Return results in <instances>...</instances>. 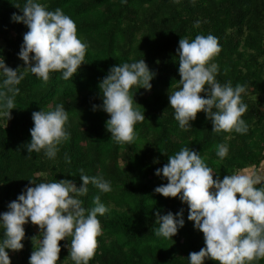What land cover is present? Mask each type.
<instances>
[{
    "label": "trees",
    "instance_id": "obj_1",
    "mask_svg": "<svg viewBox=\"0 0 264 264\" xmlns=\"http://www.w3.org/2000/svg\"><path fill=\"white\" fill-rule=\"evenodd\" d=\"M35 2L48 11L60 8L69 16L87 49L83 64L68 80L62 78V72L50 73L46 82L30 72L25 74L16 85L19 94L14 98L11 119L3 115L4 101L0 99V213L8 211V205L27 187L34 186L31 182L69 180L79 188L81 174L100 176L110 183V192L104 193L90 183L87 194L78 197L86 212L95 207L96 196L108 209L97 217L101 234L89 264H190L189 254L205 247L203 234L188 220V206L179 198L155 193L156 187L167 184L155 173L182 148L197 152L213 170L214 179L250 168L257 172L264 164V0ZM25 3L0 0V56L9 68L21 69L22 73L26 65L19 52L28 28L14 22L12 16L23 15ZM209 34L218 38L221 49L210 61L218 65L216 80L221 85L231 82L233 87L239 84L246 88L241 94L247 105L241 117L248 126L246 134L213 132L204 112L198 113L187 129H181L174 118L168 97L180 86L179 40L192 41L197 35ZM143 59L155 73L151 90L135 86L130 94L145 120L136 123L132 143L120 144L106 130L110 117L102 110L98 85L110 68ZM4 79L0 74V91L4 90ZM57 105H63L68 113L65 130L69 139L57 146L55 158H48L44 150L28 154L25 145L31 141L32 113L54 110ZM219 144L228 147L223 159L217 156ZM181 210L184 226L177 234L172 238L157 236L156 213L176 216ZM24 229L23 249H6L7 254L15 255V264H29L34 250L32 238L40 236V229L28 223ZM3 237L0 226V240ZM70 240L59 243L58 264H74L68 258ZM204 264L219 262L205 258ZM252 264H264V259Z\"/></svg>",
    "mask_w": 264,
    "mask_h": 264
},
{
    "label": "clouds",
    "instance_id": "obj_2",
    "mask_svg": "<svg viewBox=\"0 0 264 264\" xmlns=\"http://www.w3.org/2000/svg\"><path fill=\"white\" fill-rule=\"evenodd\" d=\"M21 11L23 15L13 14L12 20L28 28L19 52V59L26 65L23 73L21 69L9 68L0 56V74L5 77L0 99L4 101L3 115L8 119L15 108L14 98L19 94L16 85L25 74L30 72L46 82L50 73L62 72V78L68 80L83 64L87 49L78 38L75 22L60 8L48 11L41 3L26 0ZM199 26L197 21L195 27ZM220 51L218 38L211 34L197 35L192 41L180 38L177 48L180 86L168 98L181 129L189 128L190 121L204 112L212 122L213 132L247 133L248 126L241 119L247 112V105L241 100L246 88L239 84L233 87L231 82L221 85L216 80L218 65L210 63ZM154 76L143 59L110 68L99 83L102 110L110 117L106 130L115 142L132 143L136 139L135 125L143 122L145 115L134 107L130 92L135 86L150 91ZM32 119L31 141L25 145L28 154L44 150L48 158H55L57 146L69 139L65 130L67 111L63 105H57L54 110L33 112ZM227 153L225 144L217 146L218 157L223 159ZM65 159L70 162L67 156ZM155 175L167 180V184L155 188V193L165 198H179L188 206V220L203 234L205 247L189 254L190 264H204L205 258L219 264H252L264 259V186L257 187L264 185V170L245 169L222 180L214 179L213 170L197 152L182 148L168 157V162ZM80 179L79 188L69 180L31 182L34 186L27 187L8 205V211L0 213V226L4 229L0 264H11L6 249L14 252L23 249L24 225L29 220L40 229L39 239L32 238L34 250L29 264H58L59 243L69 237L68 258L74 264H89L101 234L97 217L108 209L96 196L95 207L86 212L78 197L87 194L90 183L104 193L112 189L100 176L81 174ZM156 217L157 236L172 238L184 226L183 210L176 216L171 212L166 215L157 212Z\"/></svg>",
    "mask_w": 264,
    "mask_h": 264
},
{
    "label": "rangeland",
    "instance_id": "obj_3",
    "mask_svg": "<svg viewBox=\"0 0 264 264\" xmlns=\"http://www.w3.org/2000/svg\"><path fill=\"white\" fill-rule=\"evenodd\" d=\"M262 167L264 168V164H263V163H261V164L258 166L259 169H257V171H259ZM249 171H250V172H254V171H251V170H249ZM28 225H29L30 227H32L33 229H35V230H38V229H39L38 226H34V225H32V223H31L30 220H29V222H28ZM8 256H9V258H10L11 264H15V263H17V259L15 258V255H14L13 253H9Z\"/></svg>",
    "mask_w": 264,
    "mask_h": 264
},
{
    "label": "crops",
    "instance_id": "obj_4",
    "mask_svg": "<svg viewBox=\"0 0 264 264\" xmlns=\"http://www.w3.org/2000/svg\"><path fill=\"white\" fill-rule=\"evenodd\" d=\"M257 169H259V168L257 167ZM247 170L253 171L254 169L253 168H250V169H247ZM260 170H264V168L262 167Z\"/></svg>",
    "mask_w": 264,
    "mask_h": 264
}]
</instances>
